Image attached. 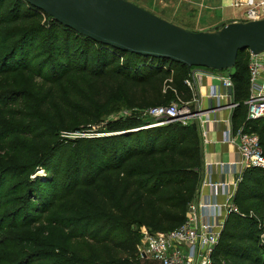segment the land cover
Here are the masks:
<instances>
[{
    "label": "trees",
    "instance_id": "16d2710c",
    "mask_svg": "<svg viewBox=\"0 0 264 264\" xmlns=\"http://www.w3.org/2000/svg\"><path fill=\"white\" fill-rule=\"evenodd\" d=\"M249 54L222 72L239 105L233 126L256 133L264 154V117L246 121ZM193 69L203 68L120 51L25 0H0V152L20 157L8 163L0 154V232L18 233L22 250L10 264H139L141 228L183 224L203 178L199 129L142 128L155 122L142 115L190 101ZM120 108L132 114L105 121ZM102 129L111 135H95ZM16 140L24 142L18 150ZM37 168L45 178L32 180ZM233 205L211 264H264V170L243 173Z\"/></svg>",
    "mask_w": 264,
    "mask_h": 264
},
{
    "label": "built area",
    "instance_id": "2783aa9c",
    "mask_svg": "<svg viewBox=\"0 0 264 264\" xmlns=\"http://www.w3.org/2000/svg\"><path fill=\"white\" fill-rule=\"evenodd\" d=\"M232 8L241 9L242 16L233 22L259 21L264 19V0H232ZM206 73L218 83L211 85L206 110H201L199 100L195 98V83ZM192 93L188 102L178 98L168 105L146 110L143 115L156 123L142 128L158 127L163 124L180 123L183 126L195 124L205 115L203 125L217 128L224 125L222 142L234 149L237 157L228 162L215 161L207 165V175L202 178L198 197L191 202L186 211L185 220L179 227L165 232H150L140 229V242L137 244L139 264H211L213 253L219 243L225 219L232 210L233 199L243 173L247 169L264 170V154L259 137L247 131L244 125L235 128L232 123L233 112L238 108L234 101V84L230 74L193 69L191 78L185 81ZM249 96L244 102L247 108L246 121L252 122L264 117V53H250L248 61ZM228 89L232 93L228 94ZM226 110L230 114L219 119L214 113ZM214 115L211 116L210 114ZM132 114L125 111L118 116L123 119ZM139 130V129H136ZM207 132L204 131V136ZM205 142H207L205 140ZM226 176L225 181H212L210 175Z\"/></svg>",
    "mask_w": 264,
    "mask_h": 264
},
{
    "label": "water",
    "instance_id": "95a60500",
    "mask_svg": "<svg viewBox=\"0 0 264 264\" xmlns=\"http://www.w3.org/2000/svg\"><path fill=\"white\" fill-rule=\"evenodd\" d=\"M25 1L94 42L189 69L231 71L240 52L264 53V19L232 21L207 31L191 32L128 0Z\"/></svg>",
    "mask_w": 264,
    "mask_h": 264
},
{
    "label": "rangeland",
    "instance_id": "374dc122",
    "mask_svg": "<svg viewBox=\"0 0 264 264\" xmlns=\"http://www.w3.org/2000/svg\"><path fill=\"white\" fill-rule=\"evenodd\" d=\"M128 1L142 7L143 9L151 12L154 15H157L169 21L170 23L183 27L191 32L207 31L209 29L219 26L220 24H226L228 22H232V20L241 17L243 13L242 8L234 9L231 7L230 4L232 0H128ZM125 111H130V110L125 108H120L119 110L115 111L110 116H108L105 121L107 122V121L120 120L118 119V116L120 114H123ZM142 116L144 119H146V121L150 120L148 116L145 115ZM154 123L156 122H152L151 124ZM165 125L166 124H163L161 126H165ZM102 132L104 133L95 134V135L97 136L111 135V133L105 132V130H103ZM61 136L64 139L73 140L77 137H91L93 136V133H89V134L86 133L82 135H76L72 133L70 134L62 133ZM14 143L19 144L18 146H16V150H18L20 147H22V144L24 142H22L20 145V141L16 140ZM0 154L6 158V162L8 163L9 162L17 163L18 159L20 161V157L19 156L17 157L14 152L5 153V151H2L0 152ZM35 170L36 171L34 173L30 174V178L32 180H35L36 177L45 178V172L43 170L38 168ZM25 176L20 178V180L23 179ZM15 177L16 176H13L12 179H15ZM4 210L5 209H3V211ZM8 212H10L9 208L5 210L6 214ZM3 215L5 214L1 212L0 216ZM9 236L11 238H6ZM17 237H19L18 233L6 227H4L3 230L0 232V245H1L0 264H10L19 258L22 250L21 247L18 245V242L16 241ZM262 239H264V235H262Z\"/></svg>",
    "mask_w": 264,
    "mask_h": 264
},
{
    "label": "crops",
    "instance_id": "0c3cea01",
    "mask_svg": "<svg viewBox=\"0 0 264 264\" xmlns=\"http://www.w3.org/2000/svg\"><path fill=\"white\" fill-rule=\"evenodd\" d=\"M218 83L215 79H212L206 73L203 74L200 81L195 83V92L194 96L199 100V107L201 110H206L209 104L207 95L211 85ZM219 119H225L229 116V112L226 110L217 111L214 113ZM213 113L210 115L213 116ZM203 120H205V115L201 116V119L197 121L196 126L199 129V133L202 138V148H203V178L207 175V165L215 161L228 162L229 160L237 157L234 149L222 142V132L224 130V125L220 124L217 128L204 126ZM204 131L207 132L204 136ZM205 140L207 142H205ZM211 180L216 181H225L227 180L226 176H219L216 174L210 175Z\"/></svg>",
    "mask_w": 264,
    "mask_h": 264
},
{
    "label": "bare ground",
    "instance_id": "6f19581e",
    "mask_svg": "<svg viewBox=\"0 0 264 264\" xmlns=\"http://www.w3.org/2000/svg\"><path fill=\"white\" fill-rule=\"evenodd\" d=\"M231 3H232V1H231ZM231 5V4H230Z\"/></svg>",
    "mask_w": 264,
    "mask_h": 264
}]
</instances>
